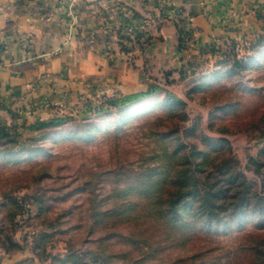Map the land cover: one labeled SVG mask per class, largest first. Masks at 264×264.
<instances>
[{"label": "rangeland", "instance_id": "374dc122", "mask_svg": "<svg viewBox=\"0 0 264 264\" xmlns=\"http://www.w3.org/2000/svg\"><path fill=\"white\" fill-rule=\"evenodd\" d=\"M161 74L144 91L91 95L0 131V253L24 264L256 263L264 34L212 42Z\"/></svg>", "mask_w": 264, "mask_h": 264}, {"label": "crops", "instance_id": "0c3cea01", "mask_svg": "<svg viewBox=\"0 0 264 264\" xmlns=\"http://www.w3.org/2000/svg\"><path fill=\"white\" fill-rule=\"evenodd\" d=\"M114 5L130 23L151 22L143 50L120 51L119 25L104 16ZM261 34L264 0H0V126L60 116L95 94L144 91L212 42ZM25 256L0 253V264Z\"/></svg>", "mask_w": 264, "mask_h": 264}, {"label": "built area", "instance_id": "2783aa9c", "mask_svg": "<svg viewBox=\"0 0 264 264\" xmlns=\"http://www.w3.org/2000/svg\"><path fill=\"white\" fill-rule=\"evenodd\" d=\"M125 11V9H124ZM126 12H123V9L120 8L117 5H114L112 7H108L104 11V16L107 21H117L119 27H118V34L116 36L117 38V43L123 45L126 49L130 50V52H123L126 55H130L132 50L134 48H140L137 45V39L136 36L138 34H142L144 36H147L149 33V28H150V23L148 21H143L138 24H133L127 21L126 18ZM151 21V20H150ZM94 36V34H92ZM120 37H125L127 38H120ZM132 49V50H131ZM141 49V48H140Z\"/></svg>", "mask_w": 264, "mask_h": 264}, {"label": "trees", "instance_id": "16d2710c", "mask_svg": "<svg viewBox=\"0 0 264 264\" xmlns=\"http://www.w3.org/2000/svg\"><path fill=\"white\" fill-rule=\"evenodd\" d=\"M120 38H124L127 40V38L125 37H120ZM137 39V45L141 48V50L144 49L145 45L150 41V37L148 36H144L142 34H138L136 36ZM132 50V49H131ZM120 51L122 52H130V50L126 49L123 45L120 44ZM143 96V94H138V95H134V96H130V97H126L123 99H116L113 100L112 103H117L121 102V101H128L131 99V97H140ZM122 103V102H121ZM55 121H49L48 123H54ZM42 123L36 124L35 126H41ZM4 128H6L5 126H0V131L4 130ZM255 210V209H254ZM255 212H258L260 215H264V208H259L257 210H255ZM255 255H256V263L255 264H264V237L257 240L251 249Z\"/></svg>", "mask_w": 264, "mask_h": 264}]
</instances>
